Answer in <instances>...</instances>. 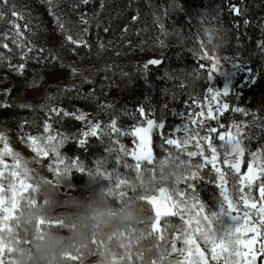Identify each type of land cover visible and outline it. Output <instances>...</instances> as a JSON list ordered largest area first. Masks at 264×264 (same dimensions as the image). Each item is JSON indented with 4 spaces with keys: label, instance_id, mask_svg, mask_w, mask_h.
<instances>
[{
    "label": "trees",
    "instance_id": "obj_1",
    "mask_svg": "<svg viewBox=\"0 0 264 264\" xmlns=\"http://www.w3.org/2000/svg\"><path fill=\"white\" fill-rule=\"evenodd\" d=\"M25 3L26 0H0V133L28 140L46 134L45 126L50 125L47 133L64 141L63 155L68 160L78 158L86 170L95 171L96 161L105 159L104 167L111 171L115 164L106 149L118 147L112 143L116 136L88 137L81 148L78 141L83 138L80 133L89 129L87 122H99L107 133L111 121L116 119L121 130L130 131L144 119L138 112L143 107L146 118L163 122L165 135H185L184 124L189 129L198 127L187 118L188 114L201 111L193 101L206 105L209 89L222 93L221 82L213 79V72L209 74L211 61L199 59L200 41H204L209 52L216 28H222L230 38L228 45L218 55L209 54L238 64L230 92L220 97L229 104V110L219 117L223 128L213 120L206 121L199 130L203 136L208 127L216 128L212 140L221 151L218 137L232 125H258L257 136L247 140L248 154L243 165L244 171L247 169L252 153L264 141V0H89L86 5L82 0H31L49 16L48 11L52 10L58 18L50 19L64 25L59 44L46 42L48 39L40 37L41 30L35 32L38 43L44 45L35 44L37 53L28 52V40L13 27V22H17L12 12L19 14ZM233 6L242 14L235 15ZM34 21L28 16L30 24ZM68 35L82 42L72 44ZM152 59H159L161 64L145 68ZM21 64L23 72L16 71ZM63 70H74L71 83L44 90L47 76ZM233 108L241 112H234ZM53 109H59L60 114ZM64 112L83 113L86 120L64 116ZM118 139L126 148L134 147L131 136ZM161 144L160 135L154 130L155 157L176 149L166 144L162 149ZM188 151L194 150L188 147ZM184 155L195 170L204 163L200 156ZM119 171L130 174L122 165ZM199 175L201 179L191 181L197 198L209 213L219 211L222 197L211 165L200 169ZM103 182L109 185L103 179L90 180L87 171H74L68 177L71 187ZM150 215L153 216L151 209ZM169 218L174 222L175 217ZM172 234H166V242L159 246L155 235L144 240L148 246L145 251L164 252L165 264ZM151 259L159 261V254Z\"/></svg>",
    "mask_w": 264,
    "mask_h": 264
},
{
    "label": "snow or ice",
    "instance_id": "obj_2",
    "mask_svg": "<svg viewBox=\"0 0 264 264\" xmlns=\"http://www.w3.org/2000/svg\"><path fill=\"white\" fill-rule=\"evenodd\" d=\"M6 3V0H2ZM83 4H88L89 0H82ZM235 15H241V10L233 6L231 9ZM12 16H19L15 11ZM2 18V14H0ZM22 18V17H21ZM87 23V20H83ZM247 24V21H245ZM13 27L16 33L19 34V25L13 22ZM60 29L64 30V25H59ZM161 27H163L161 25ZM67 40L72 44H79L82 41L74 40L71 35L67 36ZM16 41L13 40V43ZM163 42H161V45ZM7 48L8 45L4 44ZM200 56L199 59L211 61L209 74L215 72L221 64L220 58L215 55H210L204 46V41H200ZM33 49L28 48V52ZM43 50H41L42 52ZM27 55V53H25ZM224 59H228L225 57ZM159 59L149 60L144 65L148 68L150 65H160ZM203 68L204 65H201ZM24 64L16 68V71L23 72ZM209 96L206 97L207 104L200 105L193 101L201 111L188 114V120L191 125L198 126L189 129L188 124H184L182 132L185 135L176 134L165 135L163 122H157L155 119L146 118L143 107L138 108V112L144 119L133 125L130 131H123L117 126V120L113 119L108 126L109 131L103 132L99 122L88 121L89 129L80 133L81 139L78 143L81 148L87 144L88 137H97L102 139L104 135L115 134L116 139H113V145L118 147H108L106 151L112 156L115 167L111 171L107 170V160L99 159L96 161L95 171L86 170L84 164L78 158L73 159L71 163H67L65 158L59 152L60 145L63 140L57 141V136L47 135L41 137H30L31 147L37 156L48 157L49 153L54 156V161L49 167L56 173L57 179L67 177L73 169L77 172L85 173L92 179H103L109 182L106 189L108 195L119 200H123L129 194V190H135L134 184L142 182L141 177L146 165H151L155 156L153 153V133L158 131L162 140L161 148L164 145L173 146L178 151H184L189 158L200 156L204 163L196 166V171H191V174L186 176L181 183H185L191 191L185 192L178 185L168 189H160L153 195L144 196L143 199L150 206L154 216L150 219L151 233L157 238V246L166 242V228L161 227V221L169 217H180L183 222L184 231L182 236L177 235L176 240L182 241L184 249L189 253L185 264H209V257L205 251L201 250L198 241H202L207 246L211 253V261L216 264H264V158L260 153L252 154V161L247 166V172L241 173V163L245 149L242 147L239 137L243 136L242 127L234 125L235 132L228 131L219 135L221 141L219 148L222 149L224 141L229 142L235 140L236 145L231 152L223 151V164L226 168L220 167L221 151L213 143L212 134L216 133L217 129L208 127L205 135H200L201 128L204 127L206 121H217L220 128L224 125L219 123V117L229 110V104L220 100L226 94L209 89ZM7 94V93H6ZM204 108L207 111H204ZM234 112H241L239 109H232ZM57 115L60 114L59 109H53ZM74 116L76 120L84 122L86 116L83 113L75 114L64 112V116ZM199 117L200 119H197ZM50 125H46L44 131L47 133ZM131 136L133 138L134 147L130 150L123 144L119 143L118 137ZM0 139H4L0 137ZM54 141H56L54 143ZM196 151H188V146L193 144ZM205 145L211 155H205ZM115 154V155H113ZM12 156L14 163L9 166L3 160L4 156ZM131 159V163L129 159ZM26 163L22 162L18 155L14 153L8 144H4L3 151H0V264H14L12 252L14 244L21 242L20 232L27 234L30 221H23L22 206L33 207L37 201L33 199L32 193H35V187L29 183L27 175L28 169L24 167ZM131 175L121 173L120 166ZM206 165H211L212 171L215 173L217 184L220 190L222 201L219 206V211L205 213V205L199 201L195 194V186L191 183L193 180L201 179L199 170ZM134 177V178H133ZM7 180V187L4 181ZM231 181V189L228 185ZM259 182V183H258ZM258 183V199L253 197L252 188ZM27 193V195H26ZM231 215L235 222L234 226L225 229L214 228L213 225L221 215ZM57 226L62 227L60 222L52 224L44 219L36 221V230L43 231L44 227ZM172 248L176 250V243L172 242ZM164 252L159 253V261H153V264H164ZM77 264L80 257H67Z\"/></svg>",
    "mask_w": 264,
    "mask_h": 264
},
{
    "label": "clouds",
    "instance_id": "obj_3",
    "mask_svg": "<svg viewBox=\"0 0 264 264\" xmlns=\"http://www.w3.org/2000/svg\"><path fill=\"white\" fill-rule=\"evenodd\" d=\"M226 30L216 28L211 42L210 54H220L229 42ZM258 126V125H256ZM236 141L227 139L222 145L225 152H231ZM184 151L168 150L146 165L141 181L134 184L135 190L123 200L110 196L105 191L90 188L89 196L83 199L74 192L61 195L50 184L27 175L33 181L37 204L22 206L23 221H30L27 234L20 232L21 242L14 244V264H73L67 257H80L79 264H130L128 257L136 255L142 242L150 239V209L144 196L153 195L160 189L172 188L191 174L193 165ZM90 180H93L90 178ZM67 184L66 177L56 183ZM62 227H44L42 233L36 230V221ZM182 254L165 257V264H180ZM145 264H151L150 260Z\"/></svg>",
    "mask_w": 264,
    "mask_h": 264
},
{
    "label": "rangeland",
    "instance_id": "obj_4",
    "mask_svg": "<svg viewBox=\"0 0 264 264\" xmlns=\"http://www.w3.org/2000/svg\"><path fill=\"white\" fill-rule=\"evenodd\" d=\"M34 1L36 2V0ZM24 6L26 7L21 8L19 10V16H16V22L19 25L20 36H22L24 39H27L29 42V48L33 49L31 52L32 53L39 52L35 44L42 45L41 43H38L37 39L34 36L37 30H41L42 32H44V33L42 32L40 33V37L44 39H48V41L46 42H49L50 44H59L62 41V37L59 36V32L61 31L59 27V23L58 21H53L52 19H50L54 16L57 17V15L54 12H52V10L50 9L48 11L50 13V16L43 13L41 10H39L40 7L38 3L34 5L33 3H31V0H26V3ZM28 16L35 18V21L33 22V24L32 23L30 24L28 22ZM237 68H238V64H229V63L221 61V64L218 67V69L215 72H213L214 74L213 79H215L218 82H221L222 84L223 94L227 95L230 92L234 79H235ZM72 71L74 72V70H63V71H58V72L48 75L46 85L43 87V89L48 90L49 88H55L58 86H63V85H67L71 83ZM234 125H240L244 133L243 136L239 137V141L242 147L245 149L244 155L242 158V163H241V173L243 174L247 172V169L245 171L243 169L244 157L246 154H248L249 143H247V140H251L257 136L255 134L258 133L259 129L255 130V128H259V127L254 125V123H240V124H234ZM234 125H232L228 131L235 132V128L233 127ZM47 135H50V134L46 133L43 136H41V138ZM0 137L4 138V139H0V151H3L4 144L7 143L9 148H11V150L18 155L19 159L22 162H25L30 167V169L32 170L31 176L37 177L39 180L50 184L53 188L57 189L61 195H67L70 192H74L81 198L87 199L89 196L90 188H96L97 190L106 192V189L109 186V185H106L105 182H103V183H93L85 187H74V186L71 187L68 184V177L72 172L76 171L75 169H73L71 173L66 177L67 184L63 182L57 184L56 183V180H57L56 173L52 171V169L49 167V165L53 163L55 159L52 153H49L48 157L37 156L36 152H34L32 150V147L30 146L31 145L30 139L24 140L16 135L5 134V133H0ZM59 140H62V139L57 138V141ZM55 142L56 141H54V143ZM218 142H219L218 143V146H219L221 141H218ZM63 146H64V142L62 145H60L58 150L61 156L65 158L66 162L70 164L71 161L68 160L63 155ZM188 147H191L193 148L194 151H196L194 143L189 145ZM220 150H221L220 167L226 168V166L223 164V149H220ZM254 153H260L262 155V158H264V141L260 143L259 147L254 151ZM205 155L210 156L211 155L210 151L207 150V152H205ZM3 160L9 166H11L14 163V159L10 155L4 156ZM250 160L252 161V155L250 157ZM192 171H196V170L193 169L192 167ZM28 182L33 184V181L31 179H29ZM7 183L8 181L5 180L4 181L5 187H7ZM258 183L257 185H254L252 188V195L253 197L257 199L259 196ZM185 185H186L185 183H181L178 187L185 192L191 191L190 189L185 187ZM231 186L232 185L230 181L228 185L229 189H231ZM32 195H35V193H32ZM205 213L206 214L209 213L206 208H205ZM152 215L154 216L153 212H152ZM176 218H177V224H176ZM234 223L235 222L232 220L231 215L224 214L219 217V219L216 221L213 227L214 228L218 227L219 229H225L227 227L234 226ZM161 227L166 228V234L173 232L172 239L170 242L174 241L176 243V250L174 251L172 246H170L169 256H171L172 254H176V253L182 254L180 264H185V261L187 257L189 256V253L183 248L184 245L182 241L176 240L177 235L182 236L183 231H184L183 222L181 221L180 217L175 216L174 222L170 220V218H166V222L165 220H162ZM198 243L200 244L201 250L205 251L206 255L209 257V264H216L215 261H211L210 259L211 253L208 250L207 246L204 245L202 241H198ZM144 246L146 245L144 244V241H143L140 248L136 251V255L134 256L132 255L131 260H129L130 264H145V261H149V260L151 264H153V260L151 259V256H155V254H159V252L157 253L156 249H152L151 253H147L145 249L148 246L146 247Z\"/></svg>",
    "mask_w": 264,
    "mask_h": 264
}]
</instances>
